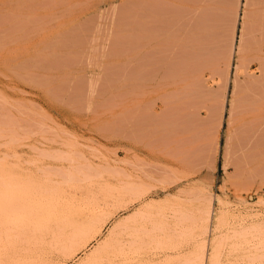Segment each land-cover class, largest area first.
I'll use <instances>...</instances> for the list:
<instances>
[{"label": "rangeland", "instance_id": "1", "mask_svg": "<svg viewBox=\"0 0 264 264\" xmlns=\"http://www.w3.org/2000/svg\"><path fill=\"white\" fill-rule=\"evenodd\" d=\"M242 2L0 0V264H84L105 240L103 264H264V81L239 86ZM195 56L197 73H167ZM53 196L102 226L66 262Z\"/></svg>", "mask_w": 264, "mask_h": 264}, {"label": "bare ground", "instance_id": "2", "mask_svg": "<svg viewBox=\"0 0 264 264\" xmlns=\"http://www.w3.org/2000/svg\"><path fill=\"white\" fill-rule=\"evenodd\" d=\"M240 48H241V45H240ZM11 173V172H10ZM10 175V174H9ZM2 181V180H1ZM7 181V180H6ZM6 183H8V182H6ZM22 185H24L23 183H21ZM26 184V183H25ZM5 185H7V184H5ZM11 185V184H10ZM17 185H18V183H17ZM14 186H16V182H15V184H14ZM19 186V185H18ZM25 186V185H24ZM31 187V186H30ZM68 187V186H67ZM21 188H23V186H21ZM25 188V187H24ZM45 188V187H44ZM59 188V187H58ZM8 190H10L9 188H7ZM20 189V188H19ZM60 189V188H59ZM77 189V188H76ZM14 190H18V189H15L14 188ZM23 190V189H22ZM26 190H27V188H26ZM49 190H51V189H49ZM1 191V190H0ZM20 191V190H19ZM24 191V190H23ZM45 191H47L46 189H45ZM63 191H66L65 189H63L62 190V192ZM110 191V190H109ZM108 191V192H109ZM5 192V191H4ZM44 192V191H43ZM50 192V191H49ZM111 192V191H110ZM7 193V192H6ZM13 193V192H12ZM11 193V194H12ZM23 194H22V197L24 196V192H22ZM26 193V195H27V192H25ZM28 193H29V191H28ZM51 193V192H50ZM57 194V192H54V194ZM64 193V192H63ZM66 193H68V192H66ZM19 194V196H20V194H21V191L18 193ZM61 194V193H60ZM13 195H15V194H13ZM29 195H30V193H29ZM38 195H39V193H38ZM69 196H70V194H68ZM75 195V194H74ZM16 196V195H15ZM15 196H13L14 198H16V200L15 199H12V201H13V204H14V201H17L18 199H19V197H15ZM31 196V195H30ZM40 196V195H39ZM50 196V195H49ZM52 196V195H51ZM57 196V195H56ZM61 196H62V194H61ZM61 196H59V197H61ZM78 196V195H77ZM82 196H84V195H82ZM81 196V197H82ZM0 197H3V196H1V194H0ZM10 197V196H9ZM8 197V198H9ZM21 197V196H20ZM21 197V198H22ZM41 197V196H40ZM43 198H45L46 199V197H44V196H42ZM64 197V196H63ZM72 197V195L70 196V198ZM74 197V196H73ZM80 197V196H79ZM4 198V197H3ZM21 198H20V200H21ZM27 198H29V196L27 197ZM34 198V197H33ZM66 198H67V196H66ZM66 198H63L64 200L66 199ZM84 198V197H83ZM23 199V198H22ZM24 199H25V196H24ZM32 199V198H31ZM31 199H29L28 201H26L27 203H30V201H31ZM38 198H36V200H37ZM40 199V198H39ZM38 199V200H39ZM42 199V198H41ZM63 199H61L60 201H62ZM77 199V198H76ZM4 200H6V199H4ZM20 200H18V202L20 201ZM34 200V199H33ZM32 200V201H33ZM36 200H34V204H35V206L34 207H36L38 204H40L39 202L41 201V200H39V202L38 201H36ZM84 200V199H83ZM86 200V199H85ZM118 200V199H117ZM9 201V202H8ZM11 201V197L9 198V200H7V204L10 206V203H12V202H10ZM21 201H23V202H25L24 200H21ZM32 201H31V203H32ZM35 201L36 202H38V204H36L35 203ZM23 202L21 203V206L23 207L24 206V204H23ZM42 202V201H41ZM63 202V201H62ZM2 203H3V201H2ZM16 203V202H15ZM20 203V202H19ZM27 203L25 204V206L27 205ZM43 203H44V201H43ZM78 203H79V201H78ZM86 203V202H85ZM13 204H11V205H13ZM5 205V203H3V206ZM7 205V206H8ZM16 204H14V206H15ZM19 204H17V206H18ZM83 205V204H82ZM17 206L15 207V208H17ZM20 206V205H19ZM43 205H38V209H40V207H42ZM85 206V205H84ZM83 206V207H84ZM102 206V205H101ZM30 207H32V206H30ZM76 207H78V205L77 204H74L73 203V201H72V199L71 200H65L64 201V203H63V205L62 204H60V202L58 201V197H55L54 198V196L52 197V198H49V200L47 201V203H46V205H44V208H43V210L45 211V213L47 214V215H52V217H53V220H54V222H55V226H57L58 227V232L57 233H61L60 234V236H63L64 235V237L66 236L67 237V243L66 244H59L58 246H57V253L59 254V255H62V258H63V262H66L67 260H69V259H73L75 256H76V254L81 250V249H83L84 247H86L87 246V244L89 243V241L91 240V239H93V238H95L99 233H101V230H102V226L99 224V223H101L99 220H98V217H99V215L96 213V211H94V210H92V209H90L89 210V212L87 213V214H84V215H82L81 213H82V211H79V208L80 207H78V208H76ZM82 207V208H83ZM2 208V207H1ZM9 208V207H8ZM7 208V209H8ZM12 208V207H11ZM14 208V207H13ZM18 208H20V207H18ZM24 208H27V207H24ZM23 208V209H24ZM91 208H92V206H91ZM21 209V208H20ZM31 209V208H30ZM32 209H34V208H32ZM25 210V209H24ZM36 210V209H35ZM84 210H86V209H84ZM100 210V209H99ZM2 211V210H1ZM11 211V210H10ZM12 211H14V209L12 210ZM18 211V210H17ZM16 211V212H17ZM7 212V211H6ZM15 212V211H14ZM21 212V211H20ZM36 212V211H35ZM85 212H87V211H85ZM101 212V211H100ZM12 213V212H11ZM29 213V212H28ZM99 213V212H98ZM9 214V213H8ZM45 214V215H46ZM15 215V214H14ZM23 215H25V213L23 214ZM98 215V216H97ZM107 215V214H106ZM8 216V215H7ZM10 217H11V215H9ZM41 216V215H40ZM21 217V216H20ZM23 217V216H22ZM38 217V216H37ZM41 217H43V216H41ZM45 217V216H44ZM51 217V216H50ZM7 218V217H6ZM19 218V217H18ZM40 218V217H39ZM48 216H47V222H48ZM22 219V218H21ZM45 221H46V219L45 218H43ZM100 219V218H99ZM6 219H4L3 221H5ZM11 220V219H10ZM19 220V219H18ZM43 220V221H44ZM2 221V222H3ZM19 221H21V220H19ZM12 222V221H11ZM14 222H16V221H14ZM10 223V222H9ZM20 223V222H19ZM21 223H22V221H21ZM104 223V222H103ZM115 227V226H114ZM117 227V226H116ZM7 229V228H6ZM9 230V229H8ZM11 230V229H10ZM122 230V229H121ZM3 231H4V233H6V231L3 229ZM54 232V231H53ZM135 232H138V231H136L135 230ZM112 234V233H111ZM5 235V234H4ZM59 234H57V236H58ZM6 236H7V234H6ZM14 236H15V234H14ZM60 236H59V238H60ZM7 237H10L9 235L7 236ZM55 237H56V235H55ZM57 239H58V237H56ZM56 238H54V239H56ZM6 239V238H5ZM110 239V238H109ZM59 240V239H58ZM105 240V239H104ZM113 240V239H112ZM116 240V239H115ZM0 241H1V239H0ZM51 241V240H50ZM65 241V240H64ZM58 242V241H57ZM57 242H55V244L57 243ZM62 242V241H61ZM8 243V242H7ZM51 243V242H50ZM54 243V242H53ZM60 243V242H59ZM115 243L117 244V242L115 241ZM134 243V242H133ZM138 243V242H137ZM219 243V242H218ZM55 244L53 245V246H55ZM131 244H132V241H131ZM50 246V245H49ZM127 247H128V245H126ZM52 247V246H51ZM138 249V248H137ZM120 249H119V246H118V251H119ZM94 251V250H93ZM117 252V251H116ZM126 252V251H125ZM216 253H218V251L216 252ZM114 254L116 255V253H115V251H114V249H113V245L110 243V241H108V240H105L102 244L100 243V246L94 251V253L91 255V256H89V257H87V260L85 261V263L84 264H103V259L105 258V257H107V256H109V255H112V256H114ZM216 255V254H215ZM215 255H214V257H215ZM111 256V257H112ZM211 256L213 257V255L211 254ZM217 256V255H216ZM215 259H213V261H214ZM216 260H217V257H216ZM211 262V261H210ZM45 264V263H44ZM52 264V263H51ZM212 264H214V262L212 263Z\"/></svg>", "mask_w": 264, "mask_h": 264}, {"label": "crops", "instance_id": "3", "mask_svg": "<svg viewBox=\"0 0 264 264\" xmlns=\"http://www.w3.org/2000/svg\"><path fill=\"white\" fill-rule=\"evenodd\" d=\"M243 12L239 27L238 39L242 37V51L240 53L239 86L244 80L264 81V0H243ZM136 64V63H134ZM259 68V72L247 71L252 65ZM143 62L137 61L138 68ZM144 69V68H143ZM167 73L193 74L198 71V58L195 56L180 62L168 63ZM244 69V72H242ZM235 66L233 71V77ZM238 86V87H239Z\"/></svg>", "mask_w": 264, "mask_h": 264}]
</instances>
